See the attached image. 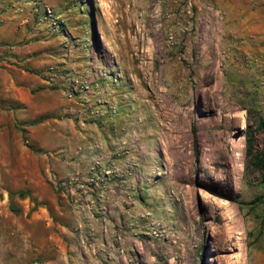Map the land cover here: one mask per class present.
Wrapping results in <instances>:
<instances>
[{"label": "rangeland", "instance_id": "1", "mask_svg": "<svg viewBox=\"0 0 264 264\" xmlns=\"http://www.w3.org/2000/svg\"><path fill=\"white\" fill-rule=\"evenodd\" d=\"M248 131L264 0H0V264H264Z\"/></svg>", "mask_w": 264, "mask_h": 264}, {"label": "trees", "instance_id": "2", "mask_svg": "<svg viewBox=\"0 0 264 264\" xmlns=\"http://www.w3.org/2000/svg\"><path fill=\"white\" fill-rule=\"evenodd\" d=\"M252 142H253V135L251 131L246 132V150L247 154L251 155L252 161L255 166L259 167L262 171V181L264 183V149L260 150L259 152L252 154ZM257 201H263L264 202V196H261L260 198H257ZM256 201V200H255Z\"/></svg>", "mask_w": 264, "mask_h": 264}, {"label": "crops", "instance_id": "3", "mask_svg": "<svg viewBox=\"0 0 264 264\" xmlns=\"http://www.w3.org/2000/svg\"><path fill=\"white\" fill-rule=\"evenodd\" d=\"M85 249V248H84ZM82 255V254H81ZM77 257H79V256H77ZM77 257H73L74 259H77V260H79V258H84L83 256L82 257H79V258H77ZM80 264V263H79ZM89 264V263H88Z\"/></svg>", "mask_w": 264, "mask_h": 264}, {"label": "bare ground", "instance_id": "4", "mask_svg": "<svg viewBox=\"0 0 264 264\" xmlns=\"http://www.w3.org/2000/svg\"><path fill=\"white\" fill-rule=\"evenodd\" d=\"M225 245H227V243H225ZM224 247H226V246H224ZM228 249V248H227Z\"/></svg>", "mask_w": 264, "mask_h": 264}]
</instances>
